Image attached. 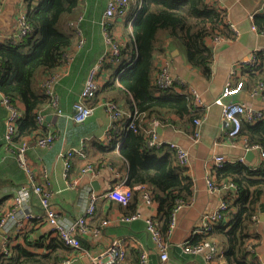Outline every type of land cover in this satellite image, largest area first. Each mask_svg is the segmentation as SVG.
Segmentation results:
<instances>
[{"label":"crops","instance_id":"crops-1","mask_svg":"<svg viewBox=\"0 0 264 264\" xmlns=\"http://www.w3.org/2000/svg\"><path fill=\"white\" fill-rule=\"evenodd\" d=\"M110 1L82 0L77 16L64 23L63 31L74 38L75 44L66 52L73 55V59L56 70L64 74L56 87L58 105L43 106L40 111L44 116L41 128L25 137L30 139L37 135L51 134L55 140L49 148H31L27 153L36 183L52 192V207L60 214L65 225L73 223L82 215L85 206L83 189L90 188L100 196L96 213L88 222V231L80 236L83 250L67 253V256L69 254L67 258L71 260V263L67 264H90L93 258L101 255L118 238H123L126 245L125 264H140L141 252L148 254V264H206L203 256L184 252L183 244L188 240L192 242L201 234L204 229V216L214 212L228 195L226 191L213 192L208 187V176L211 174L214 180L216 176L215 158L223 156L228 162L240 161L243 158L249 167H256L261 163L258 152H253L254 157L247 159L245 138L229 137L230 127L222 121L221 114L222 106L231 103H245L255 110L264 111L263 98L252 94L254 86L248 85L244 77L240 76L241 68L238 76L231 75L235 65H240L253 57L260 56L264 60V35L257 31L255 25L256 17L264 15V0H205L212 9L225 14V23L235 29L231 39L226 38L218 44H213L212 37L205 42L214 52L210 79L205 78L201 70L188 64L185 52L176 47L168 36L162 35L159 38L155 55L157 67L161 57H168L171 60L172 76L184 82L189 89L197 91L205 104L204 108L197 109L205 118L198 135L194 133V125L179 116H172V124L164 123L156 127L161 141L175 143L188 151L189 167L186 172L194 185L191 202L176 214L175 228L168 239L166 261L161 259L156 242L147 230V220L158 216L157 204L146 206L141 199L134 197L130 205L125 207L116 200L104 197L115 186H120L124 191L130 188L127 185L129 164L120 153V143L115 147H109L112 122L103 105L105 102L103 97L108 95L104 96L101 93L97 95L92 102L93 114L84 123L77 124L71 119L74 105L79 100L91 68L107 51L102 20ZM132 1L134 4L137 2ZM23 12H27L23 0H3L0 6V32L15 34L19 29V14ZM131 13L132 11L128 13L129 16H132ZM130 20L128 26L125 19L112 22L114 36L122 44L130 41L125 35V31L132 32L134 17ZM253 27L257 30L255 31ZM78 30L82 34V45L79 44L81 37L77 35ZM113 71L112 69L103 71L102 84L113 82L110 79ZM44 78L45 76L40 74L35 81L34 91L37 94H43ZM240 81L245 83L241 92L222 98L227 84L236 86ZM169 93L184 94L179 87H175L174 91ZM111 94L119 98L125 112L132 115L135 111L130 102H133L132 96L129 93H122L120 96L113 92ZM3 98L4 95L0 92V201L2 209L8 212L14 208L16 191L26 185L28 179L17 161L15 152L24 137L20 140L14 139L13 145H7L5 142L8 111L2 102ZM218 101H221V104ZM15 105L23 113V104L17 101ZM148 125L150 126V123ZM72 149L82 152L71 158V170L66 179L65 160L61 154ZM162 157V154L159 155L157 161ZM87 165L94 168L93 174L83 173ZM67 181L75 184V187L68 188ZM261 203L264 204V197ZM28 212L34 216L33 220L23 223L25 230L33 229L29 241L37 243L39 239L43 241L54 237L52 227L44 217L45 211L40 199L35 195L28 204ZM134 213L139 214L137 219L130 222L122 220L123 217ZM104 222L108 223L104 225ZM11 231L15 235L16 230ZM250 233L256 238L254 240L251 238L253 241L247 244L248 260L255 264H264L263 211L258 212ZM1 236L0 249L10 242L14 243L8 235ZM18 242L23 243V240L18 239L15 243Z\"/></svg>","mask_w":264,"mask_h":264},{"label":"trees","instance_id":"trees-1","mask_svg":"<svg viewBox=\"0 0 264 264\" xmlns=\"http://www.w3.org/2000/svg\"><path fill=\"white\" fill-rule=\"evenodd\" d=\"M81 1L25 0L26 22L31 32L16 44L0 45V92L14 104L20 101L24 106L15 140L23 137L25 140L26 136L41 128L37 121L38 113L51 101L48 96L37 94L34 84L40 74L47 76L56 71L62 56L75 44L74 38L63 31V26L77 16ZM130 11L132 16H129ZM130 11L124 18L128 26L130 18L134 17L132 32L125 31L130 41L121 43L118 63L104 62L103 71L115 69L110 78L113 82L103 84L97 95H108L103 97L104 101L118 104H121L120 99L111 92L132 96L133 102H130L136 112L132 118L135 130L126 128L130 120L124 118L116 122L110 130L109 147L120 143V153L129 164L127 185L133 198H139L135 187L145 185L148 188L158 206L156 227L168 239L173 212L180 202H191L194 185L187 168L180 165L172 149L166 145L160 148L148 146V123L172 124V116H179L194 125L195 133L194 121L202 116L186 86H181L184 94L180 95L169 93L175 87L162 89L155 85L158 41L162 35L168 36L176 47L185 52L188 64L210 79L214 52L206 45V40L215 36L231 39L234 32L224 21L225 14L212 9L205 0H137L135 4L130 0ZM255 25L259 31H264V15L256 17ZM109 29L114 35L113 23L109 24ZM258 59L257 66H246L240 70V76L253 88L264 85V60L260 56ZM240 137L245 138L250 146L264 149V121L252 125L243 119ZM161 154L162 159L157 161ZM215 175L217 186L231 182L236 191L228 192L225 197L230 207L224 218L211 225L210 229L203 230L191 243L209 241L217 246L222 254L216 264H255L248 260L247 244L256 238L250 232L258 212H264V204H260L264 197V162L256 167L240 161L228 162L224 167L215 168ZM5 213L0 201V220ZM32 232L33 229H20L14 235L10 231L7 235L14 243L0 249V264H61L73 251L57 237L31 242ZM18 239L23 243H15ZM5 249H8V254H5Z\"/></svg>","mask_w":264,"mask_h":264},{"label":"built area","instance_id":"built-area-1","mask_svg":"<svg viewBox=\"0 0 264 264\" xmlns=\"http://www.w3.org/2000/svg\"><path fill=\"white\" fill-rule=\"evenodd\" d=\"M25 5V0H23V6ZM129 11L130 0H111L104 12L102 27L107 44V51L91 68L79 100L74 105V113L71 119L77 124L84 123L93 114L92 101L96 98L97 94L103 86L101 76L103 73L104 62L106 60L114 61V63L119 62V56L121 52L120 48L122 44L111 33L109 24H111L115 20L124 19L128 15ZM26 15V12L19 14V29L15 34H6L0 32V45L4 43L16 44L31 32V28L26 22ZM71 25H73V23H71ZM253 29L255 31L257 30L256 27H253ZM232 30L235 32L234 28H232ZM259 32L261 33V35H264V31ZM77 35L81 37L79 44L82 45L83 38L79 30L77 31ZM224 39V37L215 36L212 41L213 44H218ZM72 59L73 55L65 53L62 56L61 65L67 64ZM258 64V57H253L250 60L241 63L240 65H235L233 67L231 75L236 77L238 76L239 68H244L246 66H257ZM170 65L171 60L168 57L164 56L159 59V69L156 75L155 85L158 88L162 89L173 87L182 88L181 86H186L184 82L180 81L177 77L172 76L170 72ZM63 76L64 74L62 72L54 71L45 76L42 82V93L50 98V105L55 107L58 105L56 87L62 80ZM244 84L245 83L243 81L238 82L236 86H233L231 83L227 84L222 98H227L230 95L238 94L239 92H241V90L244 89ZM186 87L189 89L188 86ZM189 91L194 98L195 106L197 108H204L205 104L202 102L200 94L191 88L189 89ZM251 91L253 92V95H260L264 100V85L260 84L258 87L254 88ZM2 102L8 111L5 142L7 145H13L14 139L17 136V127L18 121L21 118V111L8 97H4ZM218 103L221 104V101H218ZM103 105L112 122V127H114V124L116 122L125 118L127 121L130 120L129 123L127 122L126 128L128 130H135V125L132 121V118L136 115V112H133L132 115H128L121 104L112 101H105ZM221 118L222 121L228 127H230L228 131L229 137L236 139L238 138L241 131L242 120L244 119L245 122L252 125L260 121H264V111L255 110L253 107L245 103H231L222 106ZM37 121L42 126L44 122V116L41 112L38 113ZM204 121V117L197 118L194 121L196 135H198L199 129L203 125ZM149 123L150 126L146 131L149 137L148 146L151 148H160L164 145L168 146L176 153L180 165L188 168V151L175 143H165L161 141L156 130V127L161 123L158 121H151ZM54 141V136L51 134L37 135L31 139L23 140L17 146L15 151L17 161L27 175L28 183L16 191L14 198V208L6 212L3 218L0 220V235L6 236L13 229H15L16 231L24 229L25 226L23 223L25 221H31L34 219V216L30 212H28V204L33 195H35L40 199L41 206L45 211L44 217L48 224L52 227L53 236L59 238L67 246L72 248L73 251L79 252L83 250L80 236L88 231V222L96 213V205L100 196L97 193L93 192L90 188L83 189L82 197L85 200V206L82 210V215L69 225H65L64 223H62L60 214L52 207L51 204V200L53 198L52 192L42 185L36 183L34 171L27 157V153L31 148H49L54 144ZM245 143L246 152H258L260 156V162H264V149L260 146H250L247 142ZM81 152V150L72 149L61 154V157L65 160L66 179H68L69 172L71 170V158ZM240 162L245 163V160L242 158ZM227 163L228 161L223 156H218L214 160L215 168L224 167ZM83 173L93 174L94 168L91 165H87L84 168ZM67 183H69L67 186L68 188L75 187V184H71L68 181ZM207 184L209 189L213 192L236 191V186L231 182L222 183L220 186H217L211 174L210 176H208ZM135 190L139 192V199L142 200L143 204H145L146 206H152L154 204L151 193L145 185L137 186L135 187ZM104 197L116 200L122 206L128 207L132 201L133 194L130 188L124 191L120 186H115L110 190V192L105 194ZM185 205L186 204L184 202H180V204L174 210L168 232L169 237L175 228L176 214ZM229 207V201L224 199L223 201H221L219 207L214 212H211L210 214L204 216L203 230L210 229L211 225L222 220ZM138 217L139 214L135 213L133 215L123 217L122 220L130 222L137 219ZM107 223L108 222H104V225ZM147 230L149 233H151L154 241L156 242L161 259L163 261H166L168 259L169 238L166 239L162 236V234L156 227V220L154 217H151L147 220ZM183 250L184 252L191 255L203 256L206 264H216L217 258H220L222 254L217 246L209 241H205L199 244H192L191 241L188 240L183 244ZM250 251H252V245H250ZM4 252L5 254H8V249H5ZM126 258L127 249L125 242L123 238H118L114 240L112 244L107 247L101 255L93 258L90 264H125ZM67 263H71V260H69V258H67L62 264ZM140 264H148V254L146 252H141Z\"/></svg>","mask_w":264,"mask_h":264},{"label":"water","instance_id":"water-1","mask_svg":"<svg viewBox=\"0 0 264 264\" xmlns=\"http://www.w3.org/2000/svg\"><path fill=\"white\" fill-rule=\"evenodd\" d=\"M246 156H247V159L250 160L251 157H254V153L253 152H248ZM1 239H2V236L0 235V240Z\"/></svg>","mask_w":264,"mask_h":264}]
</instances>
